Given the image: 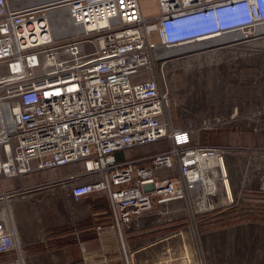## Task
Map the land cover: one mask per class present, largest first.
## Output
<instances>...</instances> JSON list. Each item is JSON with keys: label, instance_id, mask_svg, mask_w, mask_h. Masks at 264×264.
Returning <instances> with one entry per match:
<instances>
[{"label": "built area", "instance_id": "1", "mask_svg": "<svg viewBox=\"0 0 264 264\" xmlns=\"http://www.w3.org/2000/svg\"><path fill=\"white\" fill-rule=\"evenodd\" d=\"M16 3L0 0V181L22 183L29 174L80 164L62 186L77 202L109 195L111 212L104 214L126 229L157 206L204 205L223 196L230 150L197 144L190 131L175 127L157 50L250 40L264 25V0H158L152 22L141 0ZM162 141L171 147L128 155ZM96 230L101 235L104 227ZM26 257L13 226L0 220V264H24Z\"/></svg>", "mask_w": 264, "mask_h": 264}, {"label": "rangeland", "instance_id": "2", "mask_svg": "<svg viewBox=\"0 0 264 264\" xmlns=\"http://www.w3.org/2000/svg\"><path fill=\"white\" fill-rule=\"evenodd\" d=\"M16 1V5H32L40 0ZM141 6L149 22L160 15L158 0H141ZM214 39L172 49L159 47L155 61L170 89L171 119L175 127L190 131L197 144L226 146L230 150L227 164L234 203L222 201L221 194L202 207L185 200L175 201L165 208L155 207L153 215L142 218L144 228L131 231L140 234L136 238L173 236L167 242L169 245L173 241L177 243L178 264H205L203 242L212 228L205 225L207 219L215 221L213 228L234 227L231 235L238 239L262 234L261 226L264 225V193L261 191L264 178V26L254 30L252 39L239 41L235 46L229 45L230 38ZM152 41L157 42L155 33ZM170 147L169 142L162 141L145 149L129 151L128 155H152ZM8 184L9 180L0 181V212L5 215L8 226L22 230L20 243L37 241L49 225L66 220L68 214L62 204L66 207L69 200L53 204L52 189L45 190V197L48 194L45 200L43 197L20 206L15 199L22 196L8 201L1 198L2 193L9 191ZM100 201L107 204L104 199ZM81 204L85 213L90 210L88 200ZM237 247L238 250L233 251L239 256L240 245ZM243 249L251 264L253 246L244 243ZM37 258L39 256L31 257L28 264H44ZM227 261L237 262L236 259Z\"/></svg>", "mask_w": 264, "mask_h": 264}, {"label": "crops", "instance_id": "3", "mask_svg": "<svg viewBox=\"0 0 264 264\" xmlns=\"http://www.w3.org/2000/svg\"><path fill=\"white\" fill-rule=\"evenodd\" d=\"M81 169L80 164L64 166L55 170L39 171L26 175L23 177L22 183L19 179L10 180L9 191L19 190L22 187L33 189L23 198L15 199L21 204L20 206H26L27 201H35L43 197L45 200L48 195L45 197V190L48 189H52L50 197L53 204L57 201L69 200L66 207L62 204L68 214L66 220L49 225L43 230V237L37 241L25 240L20 243L19 235L22 230H17L13 226L18 244L27 252L24 264H28V260L33 256H39L37 259L44 264H89L99 261L105 256L108 258L109 264H178L179 247L174 241L171 245L167 242L173 236L162 239L156 237L136 238L140 234H133L131 231L144 228L141 224L137 227L133 226L131 229L121 228L112 218L105 215L104 212L111 211L109 195L95 193L86 199L75 201L70 189L63 187L61 181L71 177ZM14 180L16 182H13ZM103 199L107 201V204L100 201ZM87 200L91 205L88 206L90 210L85 213L81 202ZM4 218L3 212H0V219ZM89 218L91 220L87 226L77 229L78 224L84 223ZM213 222L215 221L208 219L205 221V225L208 226L209 224L208 227H212L211 231L206 233L203 242L205 264H248V254L243 249L244 243L253 246L251 264H264V225L261 226L262 234L238 239L231 235L234 227L213 228V224H215ZM99 225L104 227L101 235H98L96 230ZM66 226L75 229L66 232L63 230ZM55 229H60L59 233L54 234ZM47 233H51V235ZM125 237L127 241H125ZM137 243L139 245L135 247ZM237 245H240L239 256L233 251L238 250ZM230 259H236L237 262L230 263L227 261ZM239 259L240 262H238Z\"/></svg>", "mask_w": 264, "mask_h": 264}, {"label": "bare ground", "instance_id": "4", "mask_svg": "<svg viewBox=\"0 0 264 264\" xmlns=\"http://www.w3.org/2000/svg\"><path fill=\"white\" fill-rule=\"evenodd\" d=\"M53 1V0H52ZM39 2H42V3H47V2H51V1H49V0H40ZM39 2H37L36 4H42V3H39ZM33 5V4H32ZM35 5V4H34ZM57 15L56 16H54V19L55 20H59V19H61L62 18V16L61 15H59V17L57 18ZM57 23V26H59V21H57L56 22ZM264 26V25H263ZM236 37H238V39H240V36L239 35H237ZM214 39V38H213ZM213 39H210V40H213ZM219 39H221V38H215L214 40H219ZM223 39V38H222ZM238 39H236V40H238ZM6 201H8V200H10V199H8V197H5L4 198ZM226 199V201H227V204H231V203H234V197H233V194H232V188H231V185H230V183L226 186V189L224 188V193H223V197L221 198V200L223 201V200H225ZM201 207L203 206V203L200 205ZM0 220H4V219H0Z\"/></svg>", "mask_w": 264, "mask_h": 264}, {"label": "trees", "instance_id": "5", "mask_svg": "<svg viewBox=\"0 0 264 264\" xmlns=\"http://www.w3.org/2000/svg\"><path fill=\"white\" fill-rule=\"evenodd\" d=\"M111 212V211H110ZM91 220V218H89V219H87V222H84V223H81V224H78L77 225V229H80V228H83V227H85V226H87L88 225V222ZM75 228L73 227H70V226H66V227H64L63 228V230L64 231H66V232H70V231H73ZM59 231H60V229H55V231H53L54 232V234L55 233H59ZM52 233V232H51ZM51 233H49L48 235H51Z\"/></svg>", "mask_w": 264, "mask_h": 264}]
</instances>
